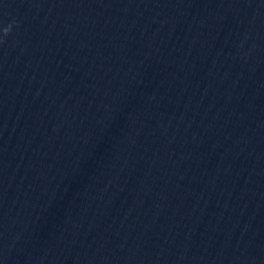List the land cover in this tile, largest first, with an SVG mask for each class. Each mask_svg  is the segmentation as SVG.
Listing matches in <instances>:
<instances>
[{"label": "clouds", "instance_id": "9594fccd", "mask_svg": "<svg viewBox=\"0 0 264 264\" xmlns=\"http://www.w3.org/2000/svg\"><path fill=\"white\" fill-rule=\"evenodd\" d=\"M15 23V22H13ZM12 30V25H9L7 28L4 29V35H8ZM0 43H2V41H0Z\"/></svg>", "mask_w": 264, "mask_h": 264}]
</instances>
